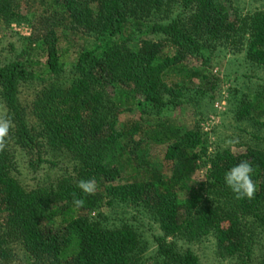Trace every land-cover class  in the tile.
Segmentation results:
<instances>
[{"label": "trees", "instance_id": "obj_1", "mask_svg": "<svg viewBox=\"0 0 264 264\" xmlns=\"http://www.w3.org/2000/svg\"><path fill=\"white\" fill-rule=\"evenodd\" d=\"M226 2L31 1L26 48L21 58L0 64V100L14 125L0 153L1 264H140L136 229L99 218L115 202L142 207L157 222V264H201L168 238L209 233L222 255L249 263L254 224L264 223V151L210 152L197 125L151 124L165 110V96L196 81L204 91L206 76L188 58L222 47L264 67V8L240 14ZM26 14L19 0H0L1 21ZM70 32L102 43L75 48ZM31 81L40 87L26 108L19 92ZM235 116L264 127V91L252 99L242 95ZM36 146L67 153L72 173L47 187L25 188L14 175L16 148ZM242 160L255 169L251 200L236 199L224 182ZM80 179H95L96 190L77 208L72 201L73 193L82 196Z\"/></svg>", "mask_w": 264, "mask_h": 264}, {"label": "rangeland", "instance_id": "obj_2", "mask_svg": "<svg viewBox=\"0 0 264 264\" xmlns=\"http://www.w3.org/2000/svg\"><path fill=\"white\" fill-rule=\"evenodd\" d=\"M31 1L19 0L22 14L27 13ZM226 5L228 10L247 14L264 8V0H227ZM26 16L12 22L0 20V64L21 58L27 37L32 32L31 14ZM68 37L75 48H90L102 43L100 38L81 32H70ZM144 37L156 39L158 36L147 33ZM186 63L206 76L203 80L204 91L197 88L199 81H196L186 85L178 95L165 96L168 104L159 116L151 119V124L164 123L181 129H191L197 125L208 137L210 152L217 149L239 151L246 147L264 151V127L247 119L238 120L235 116L242 95L248 94L252 99L264 91V67L249 62L243 51L234 53L222 47L207 50L199 58H188ZM39 87L36 81L21 85L19 97L23 106L28 108ZM4 114L5 109L0 100V117ZM15 154L14 175L27 189L47 187L67 177L73 170L74 162L67 153L51 150L47 146L27 149L17 147ZM201 175L196 177L198 181ZM100 212L102 215L99 218L108 226L128 222L136 229L141 239L138 255L140 264L158 263L155 257L156 237L162 233L148 211L131 203L115 202L103 206ZM91 215L96 217L95 212ZM253 232V253L247 264L264 261V223L256 222ZM168 240L174 242L180 251L191 250L201 264H239L234 257L221 254L211 233L194 239L175 236ZM7 264L24 263L17 261Z\"/></svg>", "mask_w": 264, "mask_h": 264}, {"label": "clouds", "instance_id": "obj_3", "mask_svg": "<svg viewBox=\"0 0 264 264\" xmlns=\"http://www.w3.org/2000/svg\"><path fill=\"white\" fill-rule=\"evenodd\" d=\"M14 127L13 121L6 116L0 117V153H3L7 147V138L11 129ZM254 166L248 160H242L224 174V182L231 189L236 199L251 200L255 197L257 186L253 179ZM76 187L82 193L78 196L73 193V205L77 208L83 207L85 199L83 196L93 195L96 190L95 179H80Z\"/></svg>", "mask_w": 264, "mask_h": 264}]
</instances>
